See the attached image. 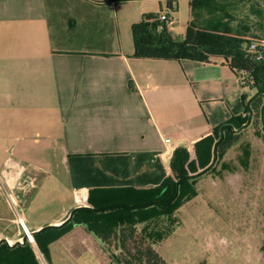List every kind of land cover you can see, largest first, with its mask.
Here are the masks:
<instances>
[{
	"label": "crops",
	"instance_id": "crops-1",
	"mask_svg": "<svg viewBox=\"0 0 264 264\" xmlns=\"http://www.w3.org/2000/svg\"><path fill=\"white\" fill-rule=\"evenodd\" d=\"M169 1L177 6V0H0V241L18 238L11 230L16 207L39 234L63 225L75 209L92 208V191L160 187L176 149L192 151L212 129L247 116L249 91L222 59L134 56L132 25L158 13L156 2L163 12ZM247 1L215 6L229 11ZM52 9L68 15L57 37ZM73 32L81 46L73 45ZM172 217L138 226L165 261L156 233ZM52 234L39 238L46 243ZM37 248L47 264H120L119 248L108 249L83 224L49 244L47 254ZM9 252L10 264H43L30 245Z\"/></svg>",
	"mask_w": 264,
	"mask_h": 264
},
{
	"label": "trees",
	"instance_id": "trees-1",
	"mask_svg": "<svg viewBox=\"0 0 264 264\" xmlns=\"http://www.w3.org/2000/svg\"><path fill=\"white\" fill-rule=\"evenodd\" d=\"M202 2L203 0H191L190 6L193 8ZM176 11L177 6L169 1L165 11L145 13L138 23L132 25L134 56L200 63H211L215 59H222L238 79L243 78L245 81L240 85L249 91L243 96L247 116L240 122L233 120L220 128L212 129L193 143L192 151L184 148L176 149L171 162V175L158 188L92 191L89 198L92 209H78L73 218L63 225L51 227L35 235L44 255L47 254L46 249L49 244L73 226L83 224L108 249L111 250L116 246L119 248L120 253L116 257L122 264H168L154 250L150 238L143 231H139L138 226L158 216H172L184 202L193 198L196 195L193 188L194 179L214 170L219 159H222L237 143V134L247 128L248 124H252L256 116L261 125V132L258 134L264 140V36L251 35L246 27L233 32L230 28L224 27V24L212 29H204L197 26L193 20L188 23L186 36L179 40L173 36L167 26L168 23H172L171 13ZM162 14L166 15L168 19L166 22L161 21ZM217 143H219L217 161L210 169L215 160ZM178 183V196L171 202L177 192ZM93 193L102 197L101 200L96 201L92 198ZM168 203L170 204L165 205ZM47 232H55V234L43 243L39 236ZM160 232L156 233L157 240H162L163 235ZM36 250L43 264H47L37 247ZM9 251L10 247L3 244L0 249V264H10L9 257L13 256H10Z\"/></svg>",
	"mask_w": 264,
	"mask_h": 264
},
{
	"label": "rangeland",
	"instance_id": "rangeland-1",
	"mask_svg": "<svg viewBox=\"0 0 264 264\" xmlns=\"http://www.w3.org/2000/svg\"><path fill=\"white\" fill-rule=\"evenodd\" d=\"M190 1L177 0L178 9L171 13L173 34L179 40L193 20L204 29L224 24L233 32L246 27L251 35L264 36V0H248L241 9L229 11L216 8L217 0H203L193 8ZM156 3L153 10L160 13ZM51 14L57 37L68 15L66 9H52ZM69 37L73 45L81 46L76 32ZM257 118L237 134V143L214 170L194 179L196 195L161 227L157 248L168 264H264V140ZM12 227L18 232L16 224Z\"/></svg>",
	"mask_w": 264,
	"mask_h": 264
},
{
	"label": "built area",
	"instance_id": "built-area-1",
	"mask_svg": "<svg viewBox=\"0 0 264 264\" xmlns=\"http://www.w3.org/2000/svg\"><path fill=\"white\" fill-rule=\"evenodd\" d=\"M167 20L168 19H167L166 15L162 14L161 21H165L166 22ZM171 24L172 23H168V25H167L169 29L171 28ZM239 81H240V83L241 82L245 83L243 78L239 79ZM165 142L166 143H170V139H166ZM5 194H6V192H5ZM9 196L10 195L6 194V197H8V199H9ZM16 209H17V212L15 210L14 211H15V216H16L15 224L18 227V238L16 239V241H13V240L9 241L7 238L6 239L9 241V243L11 245H13L16 242H22L23 238H25L27 245H30L37 252V250H36L37 241H36L35 235H34L35 231L31 228V226L29 225L27 220L23 217L20 208L16 207Z\"/></svg>",
	"mask_w": 264,
	"mask_h": 264
},
{
	"label": "water",
	"instance_id": "water-1",
	"mask_svg": "<svg viewBox=\"0 0 264 264\" xmlns=\"http://www.w3.org/2000/svg\"><path fill=\"white\" fill-rule=\"evenodd\" d=\"M251 120H252V114L250 115V122H251ZM248 126H249V124H248L246 127H248ZM223 137H224V133H223V130H222V138H223ZM218 144H219V143H217L216 148H215V152H216L215 160H214L213 164L211 165L210 169L215 165V163H216V161H217ZM178 188H179V183L177 184V192H176L175 196L173 197V199L171 200V202H173V201L176 199V197L178 196V193H179ZM169 204H170V203L165 204V205H169ZM90 209H92V208H90ZM76 210H77V209H75V210H73V211L71 212V215H70V217H69V220L73 218V216H74ZM51 227H54V226H46V227L40 229V230L38 231V233L43 232V231H45L46 229H49V228H51ZM36 234H37V232H34V235H36ZM0 242L6 243V244L9 245L10 247H11V246H12V247H15V246H26V245H27V243H26V239H25V238H23V241H22V242H16V243H14L13 245H11L7 239H4V240H2V241H0ZM114 257L116 258V256H114ZM118 262L121 264V261H120V260H118Z\"/></svg>",
	"mask_w": 264,
	"mask_h": 264
},
{
	"label": "bare ground",
	"instance_id": "bare-ground-1",
	"mask_svg": "<svg viewBox=\"0 0 264 264\" xmlns=\"http://www.w3.org/2000/svg\"><path fill=\"white\" fill-rule=\"evenodd\" d=\"M4 186V185H3ZM9 198L11 199V201H12V203H13V205H14V202H13V198L11 197V195L9 196ZM15 207V206H14Z\"/></svg>",
	"mask_w": 264,
	"mask_h": 264
}]
</instances>
